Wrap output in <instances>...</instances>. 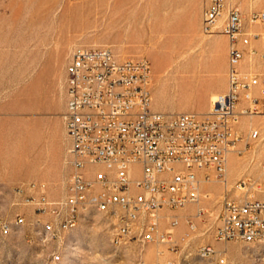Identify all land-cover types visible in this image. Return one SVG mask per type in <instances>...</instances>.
<instances>
[{"label":"rangeland","instance_id":"rangeland-1","mask_svg":"<svg viewBox=\"0 0 264 264\" xmlns=\"http://www.w3.org/2000/svg\"><path fill=\"white\" fill-rule=\"evenodd\" d=\"M229 1L245 23L264 10V0ZM202 20L201 0H0V215L25 217L10 235H0V264H264V242L215 237L224 196L264 197V119L258 116L241 118L243 153L230 154L227 183L211 172L199 202L163 211L177 219L171 243L116 245L108 220L93 210L63 239L43 241V223L54 217L10 201L11 187L28 182L41 184L51 200L67 193L66 67L77 47L145 56L154 109L208 112L212 96L228 87L229 42L222 33H205ZM251 122L263 130L259 139L246 138ZM161 225L170 226L165 217ZM206 244L215 250L210 256L199 253Z\"/></svg>","mask_w":264,"mask_h":264},{"label":"built area","instance_id":"built-area-1","mask_svg":"<svg viewBox=\"0 0 264 264\" xmlns=\"http://www.w3.org/2000/svg\"><path fill=\"white\" fill-rule=\"evenodd\" d=\"M201 3L203 31L222 33L229 42L228 87L206 113L154 109L152 65L145 56L119 58L106 46H80L72 52L64 113L67 193L51 200L41 184L28 182L11 187L9 194L12 204H32L39 214L54 217L43 223L51 225V234L39 232L43 241L63 239L66 230L79 226L81 209L98 204L119 245L171 243L177 219L163 211L199 202L202 182L212 173L227 181L230 154L243 153L241 118L264 119V10L253 11L245 23L229 0ZM257 24L259 29L252 26ZM262 133L250 125L246 138L256 140ZM260 183L264 193V178ZM163 217L170 225L166 229ZM218 217L217 239L264 240V197L224 196ZM24 221L20 213L11 220L0 215V235H10ZM214 251L206 244L199 253ZM52 255L59 259L58 248Z\"/></svg>","mask_w":264,"mask_h":264},{"label":"bare ground","instance_id":"bare-ground-1","mask_svg":"<svg viewBox=\"0 0 264 264\" xmlns=\"http://www.w3.org/2000/svg\"><path fill=\"white\" fill-rule=\"evenodd\" d=\"M216 95L217 94H214L212 96V99H213L212 102L215 100ZM251 123L253 125V122H251ZM225 183H227V181ZM92 210L93 211H100L101 212V206L98 205V204H88V205H86L84 208L81 209V217H80V220L82 218H84ZM45 233L51 234V225L50 224H46V232ZM112 241H113L114 244L119 245V242L116 239H114L113 237H112ZM254 242H260L261 243V242H264V240H259V241H254ZM125 243H128V242H120V245L125 244ZM200 255L206 256L205 254H200ZM58 256L60 258V255L59 254H58Z\"/></svg>","mask_w":264,"mask_h":264},{"label":"crops","instance_id":"crops-1","mask_svg":"<svg viewBox=\"0 0 264 264\" xmlns=\"http://www.w3.org/2000/svg\"><path fill=\"white\" fill-rule=\"evenodd\" d=\"M212 96V95H211ZM211 101H212V99H211Z\"/></svg>","mask_w":264,"mask_h":264}]
</instances>
